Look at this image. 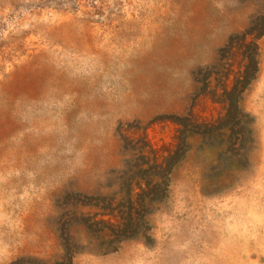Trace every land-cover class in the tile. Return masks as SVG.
Returning <instances> with one entry per match:
<instances>
[{
    "label": "rangeland",
    "instance_id": "1",
    "mask_svg": "<svg viewBox=\"0 0 264 264\" xmlns=\"http://www.w3.org/2000/svg\"><path fill=\"white\" fill-rule=\"evenodd\" d=\"M0 264H264V0H0Z\"/></svg>",
    "mask_w": 264,
    "mask_h": 264
}]
</instances>
